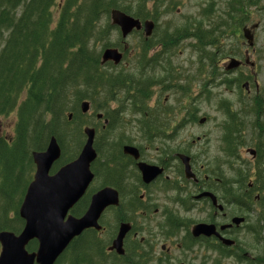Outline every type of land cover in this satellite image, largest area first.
<instances>
[{
	"label": "flooded vegetation",
	"instance_id": "flooded-vegetation-1",
	"mask_svg": "<svg viewBox=\"0 0 264 264\" xmlns=\"http://www.w3.org/2000/svg\"><path fill=\"white\" fill-rule=\"evenodd\" d=\"M249 1L251 8L258 2ZM15 2L18 16L22 0ZM82 3L78 2L81 13ZM96 3L95 37L109 39V45L97 52L98 68L109 83L108 109L90 107L80 114L94 120L96 158L90 166L93 181L77 202L88 197L87 207L74 216L75 205L70 214L82 217L91 196L105 187L117 192L118 205L102 212L100 230L83 231L63 254L72 246L84 247L81 261L90 264H105L99 262L103 258L108 264H264V94L255 59L261 21L225 12L214 15L212 0H141L135 7L119 0ZM115 11L132 18L138 27L123 32L112 20ZM245 29L251 32L252 45L244 38ZM106 50H115L118 60L103 61ZM214 87L232 93L234 88L244 90L241 95L253 108L258 143L241 142L243 123L224 101L220 108L227 127L224 123L222 147L210 159L209 135L196 137L195 132L211 123L200 105H208ZM126 117L137 123L145 145L132 138L111 143L101 137L128 125ZM81 123L87 125L83 118ZM125 147L136 149L138 159L125 153ZM140 163L159 173L146 182ZM186 165L192 176L186 175ZM96 181L100 186L92 190ZM108 213L114 214L113 231L105 243L101 236L107 231ZM120 224L130 225L123 255L111 250ZM199 224L213 226L215 234L195 236L193 228ZM34 242V251L27 246V252H36Z\"/></svg>",
	"mask_w": 264,
	"mask_h": 264
},
{
	"label": "trees",
	"instance_id": "trees-1",
	"mask_svg": "<svg viewBox=\"0 0 264 264\" xmlns=\"http://www.w3.org/2000/svg\"><path fill=\"white\" fill-rule=\"evenodd\" d=\"M79 1L26 0L17 16V2L0 0V120L11 115L15 120L13 136L0 138L1 231L18 233L23 227L17 211L34 170L31 152L43 151L54 136L62 154L52 172L74 159L83 140V117L76 107L84 98L78 96L99 89L108 95V80L90 46L96 38L94 10L100 0H82V13ZM70 97L74 104L68 108ZM68 139L74 145L66 157ZM88 200L82 199L71 214L81 215ZM34 249L33 241L28 250ZM84 249L72 246L56 264H90L81 261Z\"/></svg>",
	"mask_w": 264,
	"mask_h": 264
},
{
	"label": "water",
	"instance_id": "water-1",
	"mask_svg": "<svg viewBox=\"0 0 264 264\" xmlns=\"http://www.w3.org/2000/svg\"><path fill=\"white\" fill-rule=\"evenodd\" d=\"M112 20L123 29V32L129 31L134 25L138 27L136 21L117 11L112 12ZM243 32L245 40L252 45L251 32L247 29ZM102 58L103 61L118 60V55L115 50H106ZM89 106L87 101H83L80 104L81 112L87 113ZM70 117L71 115L68 116L69 119ZM83 134L85 142L77 158L60 167L53 174H50L51 168L61 155L55 137L49 138L44 151L31 153L35 172L18 208V216L23 220L24 226L18 235L10 231H0V264H55L75 237L87 229L100 230L98 220L102 212L110 206L118 205L117 192L105 187L91 196L88 209L82 217L75 218L68 215L86 193L94 178L90 170L96 158L93 148L94 129L86 127L83 129ZM124 150L125 153L138 159L136 149L125 147ZM138 169L146 182L159 173L156 168L142 163L138 165ZM185 172L186 175L192 176L188 165L185 167ZM129 230V224H120L111 246V250H115L118 255L124 253L123 239ZM193 234L209 236L215 232L213 226L199 224L193 228ZM31 241L37 242V250L28 253L26 246Z\"/></svg>",
	"mask_w": 264,
	"mask_h": 264
},
{
	"label": "rangeland",
	"instance_id": "rangeland-1",
	"mask_svg": "<svg viewBox=\"0 0 264 264\" xmlns=\"http://www.w3.org/2000/svg\"><path fill=\"white\" fill-rule=\"evenodd\" d=\"M119 1H125L127 2V5L136 6V4L140 5L141 0H119ZM213 3L211 4V8L214 15H222L223 12L226 13V15L235 16V14L238 15H247L248 21H261V27L257 33V47H256V54L255 59L258 61V67H259V85H260V93L261 95L264 94V1L256 2L257 5L253 8L249 6V0H212ZM255 1V0H251ZM23 2H26V0H22L21 7ZM247 5L245 7V10H241L242 5ZM238 10V13H232V9ZM19 9V7H18ZM17 9V11H18ZM134 10V9H132ZM225 10V11H224ZM245 11V12H244ZM222 12V13H221ZM237 12V11H236ZM224 13V14H225ZM53 19L56 18V8L52 12ZM100 30V29H99ZM116 36H112L113 39H115ZM111 39V40H113ZM109 45V39L106 38L105 35L101 36V34H98V36L93 39L90 42L91 49L93 52L97 54L98 49L102 48L103 45ZM135 64V63H132ZM132 70V65L129 66V71ZM138 73L136 74V76ZM224 87H214L209 90V102L202 103L200 105L201 111L206 112L210 117L212 118L211 123L208 124L204 130H196L195 135L196 137L202 133H207L209 135V143L206 148L209 149V158L213 159L215 157L216 151L220 147H222L221 137H222V127H224V119L226 118L224 111L221 110L222 102H226L228 106L238 113L240 116L239 119L243 123V129L241 136V142L248 144V145H254L257 144V138L255 136V133H253V126L252 123L254 119L252 118V112L253 108H251V104H248L249 100L245 99V96L241 95L244 90L239 91V89L234 88V92L232 93L230 89H226ZM82 94V95H81ZM83 97L87 101L91 103V111L93 109H102V112L107 111L108 107L107 104V96L101 91L97 90L96 92L91 93L90 91L87 92H81L78 96ZM242 99V104L239 102V99ZM74 97H70L68 100V108L72 107ZM80 103V102H79ZM76 109H79L77 106ZM71 111H68L70 113ZM225 117H224V116ZM129 121L128 125H125L122 128H119L120 131H114L113 129L110 131H107L104 134H101V137L105 140L108 139L111 143L113 142H120L121 141H127L126 139L132 138L136 139V144L139 145H145L143 141L139 139L140 134L136 128L137 123L133 121L130 117H126ZM227 119V118H226ZM14 115H11L6 120L1 121V128H2V134L6 138H10L13 136V124H14ZM83 122L87 124V126L92 127L94 122L93 118L91 116L83 117ZM228 122V121H227ZM138 127V126H137ZM225 127H227V123L225 124ZM73 145L74 142L71 139L67 140V143L64 145V152L66 157L72 155L73 152ZM199 147V146H198ZM79 153V152H78ZM76 155V154H75ZM78 155V154H77ZM246 166V165H243ZM250 168V167H249ZM251 173V171H250ZM100 186V183L98 181L94 182L91 186L92 190H95L97 187ZM114 214L108 213L104 218V223L106 225L107 231L104 236H101V241L105 242L109 239L110 234L113 231L112 226V218ZM108 259L103 258L99 262H104L105 264H108ZM102 264V263H100ZM212 264H218L215 262H212Z\"/></svg>",
	"mask_w": 264,
	"mask_h": 264
}]
</instances>
